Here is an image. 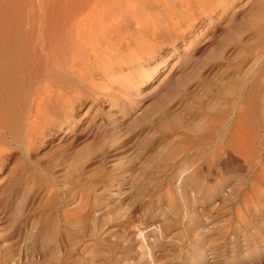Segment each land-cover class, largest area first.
Returning <instances> with one entry per match:
<instances>
[{"label": "rangeland", "instance_id": "1", "mask_svg": "<svg viewBox=\"0 0 264 264\" xmlns=\"http://www.w3.org/2000/svg\"><path fill=\"white\" fill-rule=\"evenodd\" d=\"M53 1L0 0V14L47 17ZM232 1L227 17L216 11L214 24L196 23L201 38L186 34L172 53L163 52L168 62L153 88L164 70L178 76L184 64L186 75L167 96V118L152 113L129 129L122 122L110 144L104 125L107 114L120 116L118 108L84 105L77 135L103 122L85 162L76 153L83 136L75 133L25 153L13 145L0 173V264H264V202L245 205L259 196L262 167L248 172L232 158L216 171L198 140L264 73V0ZM148 96L139 98L142 105ZM22 169L25 180L16 186Z\"/></svg>", "mask_w": 264, "mask_h": 264}, {"label": "bare ground", "instance_id": "2", "mask_svg": "<svg viewBox=\"0 0 264 264\" xmlns=\"http://www.w3.org/2000/svg\"><path fill=\"white\" fill-rule=\"evenodd\" d=\"M258 1L246 3L255 5ZM232 3V0H54L47 17L0 14V173L13 145L25 153L46 143L48 138L67 137L71 133L83 136L76 153L83 162L87 161L96 149V139H101L103 122L90 133L77 135V111L84 105L109 102L118 108L120 116L107 114L104 125L110 132V144L122 135L117 130L124 123L127 129L132 128L147 122L152 113L167 118V96L182 86L186 75L182 70L184 64L178 67V76H164L167 72L164 70V77L153 88L160 67L168 62L163 52L172 53L178 42L185 41L186 34L197 32L194 41L199 39L202 31L195 30L197 24L210 26L216 11L220 19L227 17L232 12ZM253 10L251 6L241 11V19ZM263 82L264 73L232 99L229 112L222 114L198 139L206 142L210 167L216 171H220L222 162L232 158L241 159L248 172L262 167L261 180L254 188L260 192L259 196L248 198L246 207L247 204L258 207L264 202ZM143 88L152 89L142 95ZM147 95L151 102L144 106L139 98ZM173 120L179 123L174 116ZM21 171L16 186L25 180L27 170ZM135 186L139 187V183ZM13 214L20 217L21 213L17 209ZM4 217L1 211L0 220ZM137 233L144 238L141 230Z\"/></svg>", "mask_w": 264, "mask_h": 264}]
</instances>
